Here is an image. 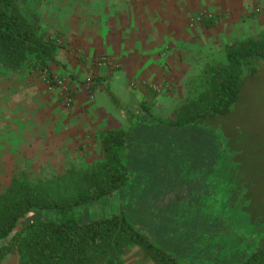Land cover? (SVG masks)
<instances>
[{
	"label": "rangeland",
	"instance_id": "1",
	"mask_svg": "<svg viewBox=\"0 0 264 264\" xmlns=\"http://www.w3.org/2000/svg\"><path fill=\"white\" fill-rule=\"evenodd\" d=\"M30 5L41 29L58 44L49 63L58 72L48 78L54 89L47 88L42 71L46 91L61 99L67 91L71 103L62 101L64 106L76 96L92 101L97 91L108 101L104 78L115 77L120 97L108 104L127 115V136L141 145L131 152L135 171L129 189L77 210L78 220L122 211L153 241L188 257V264L242 259L257 242L260 234L254 233L264 229V61L249 70L235 68L240 92L227 115L204 127H175L168 121L208 89V74L223 65L225 45L264 36V0H32ZM126 5L127 32L141 38L140 54L130 56L127 71L106 54L88 55L74 44L79 31H97V20ZM146 22L154 25L155 49L145 39ZM100 56L106 65L95 64ZM99 133L85 131L76 146L69 145L61 167L0 165V192L11 178L39 181L63 176L65 169L72 187L75 170L101 159ZM42 216L57 220L62 214ZM123 259L152 264L136 247Z\"/></svg>",
	"mask_w": 264,
	"mask_h": 264
},
{
	"label": "trees",
	"instance_id": "2",
	"mask_svg": "<svg viewBox=\"0 0 264 264\" xmlns=\"http://www.w3.org/2000/svg\"><path fill=\"white\" fill-rule=\"evenodd\" d=\"M31 1L0 0V70L45 71L50 79L47 70L58 44L41 29ZM224 54L223 65L208 74V89L184 104L168 124L204 127L230 113L241 86L235 68L249 70L264 61V36L225 45ZM138 147L123 129H105L100 133L101 159L75 170L72 187L66 169L59 173L63 176L39 181L11 178L0 192V261L14 254L16 264H126L124 253L136 247L152 264H188V257L153 241L122 211L82 222L77 218V210L91 202L129 189L135 171L132 153ZM45 211L62 216L45 219ZM261 212L258 208L259 216ZM256 233L254 247L232 264L264 263V229Z\"/></svg>",
	"mask_w": 264,
	"mask_h": 264
},
{
	"label": "crops",
	"instance_id": "3",
	"mask_svg": "<svg viewBox=\"0 0 264 264\" xmlns=\"http://www.w3.org/2000/svg\"><path fill=\"white\" fill-rule=\"evenodd\" d=\"M103 11L102 8L100 12ZM129 11L127 5L117 7L111 14H106L105 19L97 20V31L84 35L79 31L74 44L81 46L88 55L106 54L127 71L130 56L140 54L137 48L141 39L137 33L132 37L127 32L125 13ZM146 23L145 39L155 49L154 25ZM130 48H136L132 55V52L128 53ZM47 71L51 75L58 73L51 66ZM113 78H104L105 90L109 91L108 101L103 91H97L93 93L92 101L76 96L70 106H64L58 94L46 91L42 71L1 70L0 165L21 169L32 164L61 167L62 160L67 159L69 145L76 146L85 131L101 133L105 129L120 128L127 134V115L108 104L109 99L117 102L120 97L117 80ZM12 119L15 123L11 122ZM0 264H16V256L9 255Z\"/></svg>",
	"mask_w": 264,
	"mask_h": 264
},
{
	"label": "built area",
	"instance_id": "4",
	"mask_svg": "<svg viewBox=\"0 0 264 264\" xmlns=\"http://www.w3.org/2000/svg\"><path fill=\"white\" fill-rule=\"evenodd\" d=\"M106 62H107V60L105 59V57H103V56H100V57H98L96 60H95V64L97 65V66H104V65H106ZM49 81L50 80H48V79H45V83L47 84V88L48 89H51L52 90V86L53 85H51L50 83H51V81H50V83H49ZM53 81H55L56 82V84H60V81L59 80H53ZM54 82V83H55ZM56 87H58V86H56ZM54 89V88H53ZM62 101H63V103L64 104H69V103H71V98L69 97V94H68V92L67 91H65L64 93H62Z\"/></svg>",
	"mask_w": 264,
	"mask_h": 264
}]
</instances>
